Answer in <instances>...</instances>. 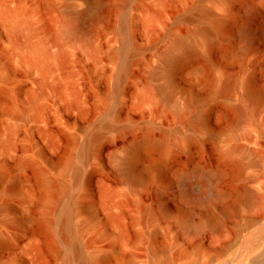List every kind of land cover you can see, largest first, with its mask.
<instances>
[{"label":"rangeland","instance_id":"obj_1","mask_svg":"<svg viewBox=\"0 0 264 264\" xmlns=\"http://www.w3.org/2000/svg\"><path fill=\"white\" fill-rule=\"evenodd\" d=\"M213 2L127 0L120 8L107 0L92 29L83 18L71 30L74 15L88 5L95 13L97 0H0V264H76L59 221L79 197L71 237L82 253L106 256L96 264L264 256V102L238 111L235 99L215 93L224 77L244 78L247 53L264 49V0L250 16L239 9L223 41L181 17L193 3ZM16 13L26 23L18 35L8 25ZM121 19L135 49L126 57L115 51ZM178 36L197 53L176 64L162 94L166 78L155 72L164 51L181 52L173 47ZM224 46L232 49L227 57ZM255 76L264 91V72ZM144 134L154 142L134 152V183L119 163Z\"/></svg>","mask_w":264,"mask_h":264},{"label":"bare ground","instance_id":"obj_2","mask_svg":"<svg viewBox=\"0 0 264 264\" xmlns=\"http://www.w3.org/2000/svg\"><path fill=\"white\" fill-rule=\"evenodd\" d=\"M263 0H252L250 2H245L243 0H214L210 6H199L197 3H193L191 6H188L184 13L181 14V17L184 20L197 19L200 21L199 30L205 34L208 38H212L218 41H223L229 37L231 34V23L235 21L238 10H244L246 16H250L255 9H257ZM127 0H116V6L123 8L126 5ZM245 4V5H244ZM89 6V5H88ZM87 6L88 9H90ZM109 8L107 0H97V7L95 13L92 10H86L78 12L74 15L73 21L70 25V29H76L81 26L82 19L85 18L88 21V28L92 29L95 21L103 18ZM25 16L21 13H16L12 16L11 22H9L10 31L14 35H18L22 32L23 26L25 23ZM86 24V22H85ZM97 24V23H96ZM264 25V22H263ZM84 27V26H83ZM242 34L247 35L248 30L245 27L241 28ZM261 34V41L264 45V26L259 31ZM119 33L121 35V44L115 50L123 56H127L135 49L129 47L125 28L124 20H120L119 24ZM173 47L181 48V52L174 53L172 48L164 51L160 55V68L155 73L160 74L166 78L165 86L158 89L162 94H166L168 89L172 87V80L170 79L172 69L178 64L183 57L193 55L197 53L196 44L188 36H178L174 40ZM113 50V51H114ZM224 56L227 57L232 53V49L223 47ZM223 55V54H222ZM203 60L208 61V57L204 55ZM158 69V68H156ZM255 69H259L264 72V49L260 51H255L247 53L242 62H240L239 74L241 71L245 72V76L242 80L239 79L238 74L229 75L223 78L218 89L216 90V96L226 95L235 99L236 108L238 111H243L244 109H250L255 111L261 103L264 102V91L260 88V85L257 83V78L255 76ZM153 70V68H152ZM126 71V62L123 60L120 64L119 71L116 76V85L122 79ZM153 72V71H152ZM191 100V99H190ZM194 102L193 98L190 103ZM186 105V104H185ZM200 107V106H199ZM193 120L199 124H202L204 121V116L201 112H196L193 115ZM93 135L89 137V140L92 139ZM140 137V136H139ZM154 140L148 135H142L140 138L133 140L127 149L124 152V155L119 163V167L123 172L124 176L130 181L137 183L139 179L134 176L131 172V165L134 159L135 150L142 145H150ZM83 152V151H82ZM85 155L88 152V145L84 147ZM22 163V162H21ZM221 171H217L213 174V178L217 179L221 176ZM74 175H77V170L74 171ZM209 176V175H208ZM207 177V175H205ZM212 196L215 198H220L223 196L222 192H219L217 189L211 191ZM249 197H253L252 192H248ZM83 197L73 198L69 200L62 208V216L59 221V230L61 237L68 242V248L78 260L76 264H96L102 263L106 260V256H94L92 254L82 253L78 247L77 241L72 240V221H71V212L76 203L82 202ZM190 264V263H188ZM238 264H264V256L259 254H254L248 256L245 260H242Z\"/></svg>","mask_w":264,"mask_h":264}]
</instances>
